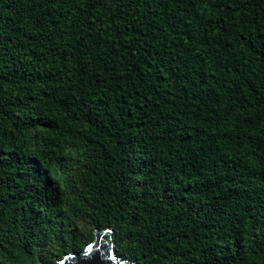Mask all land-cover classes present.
I'll use <instances>...</instances> for the list:
<instances>
[{
  "label": "trees",
  "instance_id": "1",
  "mask_svg": "<svg viewBox=\"0 0 264 264\" xmlns=\"http://www.w3.org/2000/svg\"><path fill=\"white\" fill-rule=\"evenodd\" d=\"M106 227L135 264H264V0H0V264Z\"/></svg>",
  "mask_w": 264,
  "mask_h": 264
},
{
  "label": "water",
  "instance_id": "2",
  "mask_svg": "<svg viewBox=\"0 0 264 264\" xmlns=\"http://www.w3.org/2000/svg\"><path fill=\"white\" fill-rule=\"evenodd\" d=\"M47 264H135L134 261L122 257L114 247L111 228L95 229V236L82 251L65 253L55 263Z\"/></svg>",
  "mask_w": 264,
  "mask_h": 264
},
{
  "label": "rangeland",
  "instance_id": "3",
  "mask_svg": "<svg viewBox=\"0 0 264 264\" xmlns=\"http://www.w3.org/2000/svg\"><path fill=\"white\" fill-rule=\"evenodd\" d=\"M55 262H56V260L53 263H55ZM37 264H47V263L46 262H38Z\"/></svg>",
  "mask_w": 264,
  "mask_h": 264
}]
</instances>
